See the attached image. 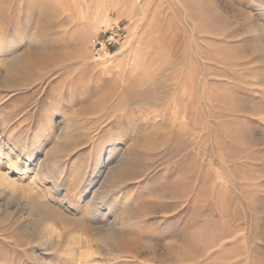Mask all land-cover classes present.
<instances>
[{
  "label": "rangeland",
  "instance_id": "1",
  "mask_svg": "<svg viewBox=\"0 0 264 264\" xmlns=\"http://www.w3.org/2000/svg\"><path fill=\"white\" fill-rule=\"evenodd\" d=\"M0 148V264H264V0H0Z\"/></svg>",
  "mask_w": 264,
  "mask_h": 264
},
{
  "label": "bare ground",
  "instance_id": "2",
  "mask_svg": "<svg viewBox=\"0 0 264 264\" xmlns=\"http://www.w3.org/2000/svg\"><path fill=\"white\" fill-rule=\"evenodd\" d=\"M46 52V51H45ZM12 55V54H11ZM39 55V54H38ZM42 55V54H41ZM0 154L6 156V162L8 163V169H15L14 165H16V163L13 160V155L11 153H3V151L0 148ZM18 170V169H17ZM19 171H21V169L19 168ZM13 178L8 174V172H3L0 170V204L5 203V205H3V212H9L8 208L10 207L11 204H13V195L12 194V182H13ZM17 188V187H16ZM18 189V188H17ZM21 189V188H20ZM14 191V190H13ZM19 193V191H17ZM16 197V196H15ZM37 203V202H36ZM35 203V204H36ZM20 204V203H19ZM27 205V204H26ZM2 206V205H0ZM9 206V207H8ZM35 206V205H34ZM37 207V206H36ZM20 208V207H19ZM32 208V207H31ZM29 209V208H28ZM33 209V208H32ZM36 210V208H35ZM15 212V211H14ZM14 214V213H13ZM36 214V213H35ZM12 215V214H11ZM15 215V214H14ZM18 217V216H17ZM47 219V218H46ZM49 223V222H48ZM47 223V224H48Z\"/></svg>",
  "mask_w": 264,
  "mask_h": 264
},
{
  "label": "built area",
  "instance_id": "3",
  "mask_svg": "<svg viewBox=\"0 0 264 264\" xmlns=\"http://www.w3.org/2000/svg\"><path fill=\"white\" fill-rule=\"evenodd\" d=\"M105 41H107V37H103L102 40L93 39V42H95V44H100V45H102Z\"/></svg>",
  "mask_w": 264,
  "mask_h": 264
}]
</instances>
